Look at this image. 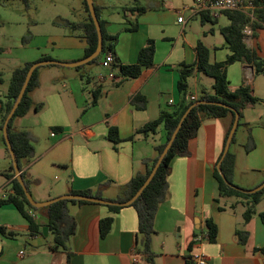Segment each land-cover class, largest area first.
I'll return each mask as SVG.
<instances>
[{"label": "crops", "instance_id": "crops-1", "mask_svg": "<svg viewBox=\"0 0 264 264\" xmlns=\"http://www.w3.org/2000/svg\"><path fill=\"white\" fill-rule=\"evenodd\" d=\"M39 1H8L27 11L16 22L17 29L6 33V43L0 45V105L6 99L14 68L29 61L73 63L84 58L87 42L83 29L54 23L58 18L86 22L82 0H71L73 6L68 8L52 4V8L44 10L36 5ZM92 1L104 31L116 36L111 49L116 64L103 67L101 57L94 63L77 66H38V84L29 92L33 105L12 123L15 129L28 130L33 139L39 138L31 130L34 124L49 128V146L43 151L34 147L31 160L22 162L20 168L27 189L38 202L87 189H100L105 199L116 198L128 180L142 171L143 160L155 155L153 145L165 140L162 127L148 136L137 133L129 138L161 110L177 105L179 65L195 61L199 41L209 49L210 61H223L232 53L221 32L229 24L227 14L212 17L194 0H128L131 4L124 3L121 13L113 9L115 0ZM179 15L182 23L177 21ZM133 25L136 29H130ZM250 28V34H243V41L264 60V23ZM148 39L155 44L153 64L143 68L137 77L123 79L118 85L114 80L119 77L98 78L99 73L106 74L109 69L116 73L120 64L135 63ZM225 72L229 88L248 85L258 97L254 105L242 110L234 132L233 142L240 130L239 147L243 150L231 151L235 156L232 182L251 189L264 182V74L256 73L251 63L242 60L228 64ZM187 82L188 94L197 97L201 90L211 89L213 80L194 72ZM93 90L96 99L91 103ZM134 95L144 98L143 107L131 102ZM37 104L40 106L35 108ZM230 124V115L204 119L188 141V155L171 159L166 197L155 213V232L150 238L155 264H192L190 256L195 253L204 255L206 264H264V225L258 217L264 209V193L256 205L257 213L248 222H241V199L218 197L213 177ZM112 126L120 138L116 143L107 137ZM0 139V152L5 158L0 165L3 198L11 192V183L2 172L12 161L9 152L5 153L1 129ZM67 207L76 223L68 242V256L63 250L48 247L52 236L42 207L30 211L40 225L39 232L31 234L28 221L13 205H1L0 226L14 235L0 236V264H146L139 250L141 234L133 206L123 205L117 212L95 202L68 203ZM108 215L113 218L111 229L100 237L99 219ZM208 218L217 226L215 240L196 241L195 237L205 234ZM237 229L247 232L244 242Z\"/></svg>", "mask_w": 264, "mask_h": 264}, {"label": "trees", "instance_id": "trees-1", "mask_svg": "<svg viewBox=\"0 0 264 264\" xmlns=\"http://www.w3.org/2000/svg\"><path fill=\"white\" fill-rule=\"evenodd\" d=\"M2 2V0H0ZM85 11L87 12V21L82 23L70 22L66 19L58 18L54 21L57 25H65L71 28L81 27L85 34L87 45L84 50L83 56L86 57L91 54L97 44V34L94 27L92 18L89 14L88 6L86 0H82ZM255 8H253V18L251 19L245 12L234 10L225 11L229 18V24L221 28V32L224 35L229 48L232 53L229 54L223 61H210L209 59V49L205 47L202 42H198L195 51L196 59L191 64H180L178 67L179 78L177 80V89L180 93V99L177 105H175L170 110H161L156 118L144 123L140 127L136 128L129 139L137 133H141L144 136H148L151 133L157 131L159 127H162L164 131L165 140L161 143H156L153 145L155 155L152 158L143 160V169L135 173L128 182L121 188L119 195L114 199H109L117 202H124L130 199L138 188L143 184L148 174L150 173L158 155L164 148L167 140L170 138L171 133L176 127L181 115L184 111L194 102L198 100H210L218 101L226 106L217 104H196L190 108L186 116L184 117L181 126L179 127L171 145L169 146L167 152L163 156L159 166L157 167L153 177L149 183L143 188L141 193L130 203L134 207L138 226L137 231L141 234V248L140 254L144 258L146 264H155L154 257L155 254L150 248V238L155 232L153 227V220L155 213L159 204L165 199L167 193V176L169 174V164L174 156L178 155H188V141L192 139L197 132V129L201 125L204 119L222 117L225 115L231 116L232 125L234 119V112L230 109L232 108L238 113L237 126L240 124L242 110L250 105H254L258 101V97L253 94L252 89L248 85H239L238 87L231 89L228 85V80L226 77L225 67L235 60H242L251 63L254 67L256 73L264 74V60L256 55L254 51H251L243 41V29L245 25L250 27H255L260 23H264V0H254ZM95 12L96 8L94 6ZM141 10V9H140ZM97 14V13H96ZM100 23L102 32V50L98 56L90 60L88 63H94L103 54L110 50L112 52V44L116 40L115 35H110L106 33ZM130 29H136V25H133ZM25 39V37L23 38ZM1 49V48H0ZM155 50V44L152 39H148L146 44L139 50L137 55V60L132 64H120L116 68V73L114 77H119L114 80V84L118 85L120 81L128 78L137 77L143 68L149 67L153 64V55ZM39 61V60H37ZM36 61L25 62L22 65L14 68L11 72L10 79L8 82L6 99L0 105V129L2 127L4 118L8 111L10 110L17 93L23 83L26 71L28 67ZM116 63L113 60V65ZM79 67V66H78ZM194 72H201L212 78L213 82L211 89L209 91L201 90L199 95L195 99H191L188 94V82L187 79ZM86 81H89V76H85ZM116 79V78H115ZM38 84V67H36L29 79L26 89L23 93L21 100L19 101L14 113L9 119L7 125L8 137L14 151L17 164L19 169L21 168L22 162H29L34 153L33 148V137L28 130L25 129H15L12 125L13 120L16 117L25 115L28 110L32 107V101L29 96V92L36 87ZM93 90V99L91 103L95 102L96 94ZM131 102L136 107H143L145 100L140 95H134ZM40 104L35 105L38 108ZM230 107V108H229ZM229 129L227 130L223 147L228 135ZM107 137L113 143L120 140L116 127L112 126L108 128ZM2 139L4 140L3 136ZM234 140V133L230 144ZM246 148H248L246 146ZM7 154L8 149L6 148ZM235 156L228 148L224 157L220 162V168L225 178L229 183L235 185L231 176L234 170ZM14 169L12 164H10L7 170L2 173L7 178L10 179L11 192H9L5 197L0 198V206L11 204L13 205L28 221L29 231L31 234L39 232V224L34 221V218L30 211L38 210L40 207L32 206L26 199L25 194L18 180L14 176ZM21 176L24 180L25 185L27 182L25 180L24 172H21ZM213 177L217 184L218 197L235 196L241 199L244 210L242 212V217L244 222H248L251 217L257 213L256 205L260 201L263 193L264 187L253 192L246 193L237 188H234L224 182L220 176L217 168L213 170ZM106 184H102L101 187ZM236 187H239L235 185ZM28 188V187H27ZM240 188V187H239ZM71 194H83L86 196H91L95 198H103L100 189L95 191L87 190H72ZM105 199V198H104ZM68 203H94L86 200L77 199H60L47 206L42 207L45 210L46 215V227L50 231L52 239L49 244V248L52 250H63L68 256L69 246L68 242L70 237L74 234L76 229V223L73 216L69 213L67 204ZM109 211L117 212L122 208L120 205H105ZM219 209H223L219 207ZM258 217L261 223L264 225V209L258 212ZM113 218L111 215L105 216L99 219V235L104 237L111 229ZM205 235L208 241H214L217 236V226L208 218L205 221ZM237 233L240 236L241 241L246 240L247 232L245 230L237 229ZM14 232L8 230L4 226H0V236H12Z\"/></svg>", "mask_w": 264, "mask_h": 264}, {"label": "water", "instance_id": "water-1", "mask_svg": "<svg viewBox=\"0 0 264 264\" xmlns=\"http://www.w3.org/2000/svg\"><path fill=\"white\" fill-rule=\"evenodd\" d=\"M86 3H87V6H88L89 14H90V16L92 18L94 27L96 29V34H97V44H96V47H95L94 51L91 54H89L88 56L84 57L83 59H81V60H79L77 62H73V63L61 62V61L53 60V59H43V60H39V61H36V62L32 63L28 67V69L26 71L23 83H22V85H21V87H20V89H19V91L17 93V96H16V98H15V100H14V102H13L11 108H10V110L6 114V116L4 118V121H3V124H2V127H1L2 136L4 138V142H5L6 148L8 149V152H9L10 157H11V161H12V166H13V169H14L15 177L18 180L19 184L21 185L27 201L32 206H35V207L47 206L50 203H53V202L58 201L60 199L86 200V201H91V202L105 204V205H120V206H123V205L130 204L141 193L143 188L149 183V181L153 177L157 167L159 166L163 156L165 155V153L167 152L169 146L171 145V143H172V141H173V139H174L179 127L181 126V123H182L184 117L186 116V114L188 113L190 108L193 107L196 104H203V103H206V104H217V105L226 106L225 104H223L221 102L210 101V100H198V101L192 103L184 111V113L181 115L176 127L174 128L173 132L171 133L170 138L167 140L164 148L162 149L161 153L158 155V157L156 159V162L154 163L150 173L148 174V176L145 179V181L143 182V184L138 188V190L135 192V194L130 199H128V200H126L124 202H117V201L104 199V198H95V197L86 196V195H83V194H65V195H61V196H57V197L51 198V199H49L47 201H44V202L35 201L32 198L31 194L29 193V191L27 189V186L25 185L24 180H23V178L21 176V172H20L19 166L17 164V160H16L14 151L12 149V146H11V143H10V140H9V137H8L7 125H8L9 119L11 118V116L14 113L19 101L21 100V98L23 96V93H24V91L26 89V86H27V84L29 82L31 74H32L33 70L36 67H38L40 65H47V64H62V65H66V66H77L79 64H83V63L89 62L90 60H92L93 58H95L96 56H98L100 54V52L102 50V32H101L100 23H99V20L97 18V15H96V12H95V9H94L93 1L92 0H86ZM230 109L234 112V119H233L232 125H231V127L229 129L228 135L226 137V141H225V144H224V147H223V151H222L221 157H220L219 161L216 164V168H217V171L219 172L220 176L222 177V179L224 180V182L226 184H228V185H230V186H232L234 188H237V189H239V190H241L243 192L253 193V192L261 189L262 187H264V182H262L258 186L254 187V188H251V189H242V188L236 187L235 185L229 183V181L225 178V176L222 173L221 168H220V162H221L222 158L224 157L225 153L227 152V150L229 148L230 141L232 139L233 133L235 132V129L237 127V122H238V113L235 110H233L232 108H230Z\"/></svg>", "mask_w": 264, "mask_h": 264}, {"label": "rangeland", "instance_id": "rangeland-1", "mask_svg": "<svg viewBox=\"0 0 264 264\" xmlns=\"http://www.w3.org/2000/svg\"><path fill=\"white\" fill-rule=\"evenodd\" d=\"M9 0H2L0 2V45H4L5 42V35L8 32H14L17 29L16 22L21 21L23 17H25L24 12L27 10L22 5H15L12 4V2L8 3ZM133 1V0H131ZM14 2V0H13ZM17 2V1H15ZM115 7L113 8L114 11L122 12V6H124V3L128 2V0H115ZM118 2V3H116ZM52 4L59 5L63 8H68L69 6H73V3H71V0H41L39 1V5L36 4L39 8L44 10L46 7L52 8ZM118 4V6H117ZM128 4H131V2H128ZM21 6V7H19ZM33 5L31 6L32 9ZM24 8V9H23ZM112 9V10H113ZM29 11V10H28ZM35 132V134L39 137L38 139H33V148L36 147V150L43 151L46 147L49 146V128L42 126L40 123L34 124L33 128H31ZM1 140V139H0ZM235 142L231 144V151H237V150H243L242 147H239L240 141H241V132L240 130H237L236 132V138ZM47 145V146H46ZM5 153L7 154V151L5 149ZM5 158L3 157V154L0 152V165L3 163ZM53 175V173H52ZM54 175H58L57 173H54ZM234 181V180H233ZM242 188V187H240ZM244 189V188H242ZM29 191V190H28ZM30 193V191H29ZM31 194V193H30ZM32 196V195H31ZM227 198V197H225ZM36 201V200H35ZM241 218V222H243V217Z\"/></svg>", "mask_w": 264, "mask_h": 264}, {"label": "built area", "instance_id": "built-area-1", "mask_svg": "<svg viewBox=\"0 0 264 264\" xmlns=\"http://www.w3.org/2000/svg\"><path fill=\"white\" fill-rule=\"evenodd\" d=\"M253 1L254 0H194V3L199 6L201 10L208 12L212 17H216L218 14L225 11L239 10L245 12L252 19L253 8H255V4L253 3ZM177 21L179 23H182L184 21L183 17L179 15ZM250 33V26L245 25L243 29V34L248 35ZM113 60V53L108 50L103 54L100 63L103 67L109 68L110 64L113 63ZM113 77L114 72L110 69L106 72V74L99 73L98 75V78L101 80L104 78L111 79ZM190 98L193 100L196 97L191 95ZM51 135H53V133ZM202 239H206L205 234L195 237L196 241H200ZM190 261L192 264H206V257L202 254L195 253L190 256Z\"/></svg>", "mask_w": 264, "mask_h": 264}]
</instances>
